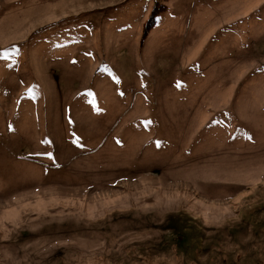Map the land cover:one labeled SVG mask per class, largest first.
<instances>
[{"label":"rangeland","instance_id":"374dc122","mask_svg":"<svg viewBox=\"0 0 264 264\" xmlns=\"http://www.w3.org/2000/svg\"><path fill=\"white\" fill-rule=\"evenodd\" d=\"M0 264H264V0H0Z\"/></svg>","mask_w":264,"mask_h":264},{"label":"trees","instance_id":"16d2710c","mask_svg":"<svg viewBox=\"0 0 264 264\" xmlns=\"http://www.w3.org/2000/svg\"><path fill=\"white\" fill-rule=\"evenodd\" d=\"M161 12V11H160Z\"/></svg>","mask_w":264,"mask_h":264}]
</instances>
